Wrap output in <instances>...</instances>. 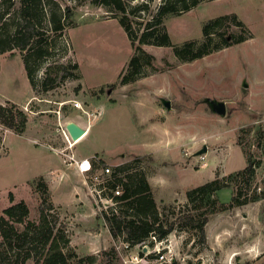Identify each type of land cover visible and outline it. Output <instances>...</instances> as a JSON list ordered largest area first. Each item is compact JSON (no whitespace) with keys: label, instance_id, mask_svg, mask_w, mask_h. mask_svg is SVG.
Instances as JSON below:
<instances>
[{"label":"rangeland","instance_id":"rangeland-1","mask_svg":"<svg viewBox=\"0 0 264 264\" xmlns=\"http://www.w3.org/2000/svg\"><path fill=\"white\" fill-rule=\"evenodd\" d=\"M54 1L62 9L69 7L76 27H68L62 37L51 41L50 56L35 73V86L18 50L15 55L0 54V105H15L28 116L22 135L0 122V215L13 203L24 201L30 209L29 220L39 222L44 208L50 221L58 219L65 227L71 240L69 252L95 254L100 259L102 250L116 246L120 264H134L133 256L153 247L146 252L141 245L126 250L121 239H112L99 216L105 207L92 191L89 175L66 168L64 182L53 181L60 174L57 169L75 165L70 156L81 162V156L93 152L91 165L103 178L105 167L131 163L152 185L159 209L182 207L188 202V190L243 169L245 151L260 162L254 186L262 187L264 0H211L181 16H167L164 23L175 45L202 42L203 25L226 14H236L252 37L190 62L178 59L170 47L143 45L154 57L153 64L126 85L120 79L135 50L113 13L89 0ZM137 1L149 2L146 19L162 3ZM231 31L240 34L235 28ZM50 65H77L71 71L80 78H63L61 73L53 88L44 89L42 81ZM74 100L91 117L74 110ZM214 101L224 103V115L213 110ZM68 123L84 129L73 147L64 137ZM204 148L206 152L200 154ZM41 177L50 192L44 205L37 189ZM232 195V188L216 194L218 205L208 215L205 244L191 229H176L169 235L165 244L173 262L167 264H264V199L221 210ZM50 202L56 207L53 212L48 211ZM151 255L157 256L151 252L139 264H166ZM27 264L34 262L30 259Z\"/></svg>","mask_w":264,"mask_h":264},{"label":"trees","instance_id":"trees-1","mask_svg":"<svg viewBox=\"0 0 264 264\" xmlns=\"http://www.w3.org/2000/svg\"><path fill=\"white\" fill-rule=\"evenodd\" d=\"M89 1L113 13L135 50L126 74L120 79L121 85L135 82L145 66H152L154 57L143 50V45L170 47L178 59L190 62L252 37L247 36V26L236 14H226L210 19L203 25L202 42L173 44L164 23L165 18L181 16L202 2L211 0H162L157 11L147 19L144 16L150 12L148 1ZM13 12L15 18L11 19ZM68 27H76L72 12L69 7L62 9L54 0H1L0 54L10 52V55H15L14 50H18L29 82L35 86V73L49 58L51 41L54 37H62ZM231 28L237 29L240 34L232 32ZM71 69L77 70L78 67L50 65L42 87L53 88L61 73L63 78L79 79L80 76ZM0 122L15 134L22 135L27 130L28 116L15 105H0ZM245 156L247 165L243 169L188 190V202L179 208L168 205L159 209L146 176L133 168L131 163L114 167L110 175L105 177L107 192L103 197L113 196L112 190L115 188H120L122 194L114 198L117 201L116 207L102 209L99 216L107 223L112 239H121L129 248L148 241L151 235H156L158 240L167 239L176 229L196 231L199 242L205 244V227L208 215L216 211L218 203L215 196L218 192L226 188L233 190L230 203L222 204L221 210L264 199V182L262 187L257 184L254 186L260 162H255L249 151H245ZM137 160L141 161L143 158L138 157ZM92 167L94 170L97 168L93 163ZM37 189L41 192L42 204H46L50 192L42 177L38 180ZM10 201H14L12 193ZM48 207L50 212L56 208L51 202ZM29 215L30 209L24 201L13 203L0 215V264H27L30 259L34 264H120L116 246L102 250L100 259L95 254L80 256L69 252L70 236L68 237L65 227L59 224L58 219L50 221L48 214H44V208H41L39 222L29 220ZM54 217H58V214ZM21 225L25 226L23 231L18 229ZM149 244L153 245V242ZM153 256L156 257L151 255Z\"/></svg>","mask_w":264,"mask_h":264},{"label":"built area","instance_id":"built-area-1","mask_svg":"<svg viewBox=\"0 0 264 264\" xmlns=\"http://www.w3.org/2000/svg\"><path fill=\"white\" fill-rule=\"evenodd\" d=\"M73 109L80 110L83 112L85 115L91 117V114H89L87 111H85L82 107V104L79 101H73L72 105ZM64 137L67 143L69 144L70 147H73L76 143L70 136L68 130L64 132ZM70 158L74 161V163L78 166V170L81 174L89 175L90 179V185L92 188V191H94V194L101 200L103 203L104 207L103 209H107L109 207H116L117 206V201L114 199L115 197H119L122 194V190L120 188H115L112 190V195L111 197H103V194L107 192V188L105 186V177L110 175L111 169L108 167L103 170V177H100L97 173H95V170L93 169L91 162L88 160H82L81 162H77L75 158L71 157ZM168 239L164 240H158L156 235H151V237L148 239V243L153 242V245L148 246L146 242H143L141 245L142 249L144 252L146 250H149V247H153V251H149L148 253H144L142 256H133L132 260L130 262H134V264H139L142 260L147 259V256L151 254V252L156 253V260L158 263H171L173 262L172 259L169 260L168 254H171L170 248L168 244H165ZM139 245V246H140ZM123 246L125 247L126 250L129 249V246L127 243H123ZM151 250V249H150ZM167 250V251H166ZM169 250V251H168ZM147 261L146 263H148Z\"/></svg>","mask_w":264,"mask_h":264},{"label":"water","instance_id":"water-1","mask_svg":"<svg viewBox=\"0 0 264 264\" xmlns=\"http://www.w3.org/2000/svg\"><path fill=\"white\" fill-rule=\"evenodd\" d=\"M212 107H213V110L218 113V114H221V115H224L225 113V108H224V103L222 102H213L212 103ZM73 124V125H71ZM67 130L70 134V136L72 137V139L75 141V139H78L80 138L82 135H83V130L80 126H78L77 124L75 123H68L67 125ZM206 148H204L200 154L206 152Z\"/></svg>","mask_w":264,"mask_h":264},{"label":"crops","instance_id":"crops-1","mask_svg":"<svg viewBox=\"0 0 264 264\" xmlns=\"http://www.w3.org/2000/svg\"><path fill=\"white\" fill-rule=\"evenodd\" d=\"M75 110V109H74ZM71 119V118H70ZM72 120V119H71ZM93 127H94V125H93ZM93 127H90V129L89 130H86V131H89V134L91 133V130L93 129ZM88 134V135H89ZM87 135V136H88ZM86 138V137H85ZM93 152H91L90 154H88V155H86V156H81L82 157V159H80V160H78V161H82V160H88V161H90V158L91 157H93V154H92ZM70 165L71 166H63L60 170H58L57 169V171H60V174H56L57 176H56V178L53 180L54 182H64V180L62 179V176H63V174L62 173H64L66 170H64V169H66L67 168V170H71L72 172H74V173H76V174H81L80 172H79V170H78V166L75 164H72V163H70ZM72 168V169H71ZM57 173V172H56ZM82 175V174H81ZM53 184H52V182L50 183V186H52ZM152 186V185H151ZM160 186V185H159ZM53 190V189H52Z\"/></svg>","mask_w":264,"mask_h":264}]
</instances>
